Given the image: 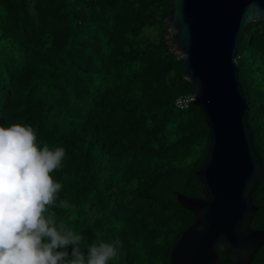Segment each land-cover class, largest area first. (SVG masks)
<instances>
[{
  "label": "trees",
  "instance_id": "16d2710c",
  "mask_svg": "<svg viewBox=\"0 0 264 264\" xmlns=\"http://www.w3.org/2000/svg\"><path fill=\"white\" fill-rule=\"evenodd\" d=\"M172 0H0V126H31L63 147L51 175L69 207L49 208L85 239L122 241L109 264H170L194 222L176 194L198 197L209 129L192 103L165 25ZM155 27V38L143 35ZM238 80L263 176L250 227L264 230V21L245 26ZM71 253V246L68 248ZM216 264L227 262L218 250ZM250 264H264V242Z\"/></svg>",
  "mask_w": 264,
  "mask_h": 264
},
{
  "label": "water",
  "instance_id": "95a60500",
  "mask_svg": "<svg viewBox=\"0 0 264 264\" xmlns=\"http://www.w3.org/2000/svg\"><path fill=\"white\" fill-rule=\"evenodd\" d=\"M257 21H264V0H172L167 8L165 25L183 77L195 86L191 103L203 113L210 140L195 172L201 194H176L195 220L171 249L170 264H216L217 249L227 262L250 264L264 242V230L250 227L263 168L237 74L240 36Z\"/></svg>",
  "mask_w": 264,
  "mask_h": 264
},
{
  "label": "clouds",
  "instance_id": "9594fccd",
  "mask_svg": "<svg viewBox=\"0 0 264 264\" xmlns=\"http://www.w3.org/2000/svg\"><path fill=\"white\" fill-rule=\"evenodd\" d=\"M65 155L63 147L38 146L29 125L0 126V264H109L121 255L120 239L93 241L85 252V238L49 208L69 207L51 175Z\"/></svg>",
  "mask_w": 264,
  "mask_h": 264
},
{
  "label": "built area",
  "instance_id": "2783aa9c",
  "mask_svg": "<svg viewBox=\"0 0 264 264\" xmlns=\"http://www.w3.org/2000/svg\"><path fill=\"white\" fill-rule=\"evenodd\" d=\"M193 101H194V96L179 97L175 101V106L179 109H184Z\"/></svg>",
  "mask_w": 264,
  "mask_h": 264
},
{
  "label": "rangeland",
  "instance_id": "374dc122",
  "mask_svg": "<svg viewBox=\"0 0 264 264\" xmlns=\"http://www.w3.org/2000/svg\"><path fill=\"white\" fill-rule=\"evenodd\" d=\"M156 34H157V31H156L155 27L146 28L143 31V35H146V36L152 37V38H155L156 37Z\"/></svg>",
  "mask_w": 264,
  "mask_h": 264
}]
</instances>
